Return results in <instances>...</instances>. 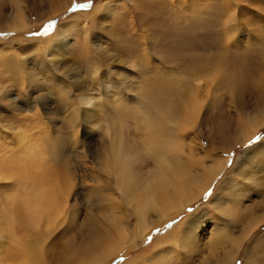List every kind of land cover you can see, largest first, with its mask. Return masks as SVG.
I'll return each mask as SVG.
<instances>
[{"label": "rangeland", "instance_id": "1", "mask_svg": "<svg viewBox=\"0 0 264 264\" xmlns=\"http://www.w3.org/2000/svg\"><path fill=\"white\" fill-rule=\"evenodd\" d=\"M18 7L30 24L29 31L9 30ZM106 10L108 20L101 23ZM84 18L87 19V35L81 28ZM69 21L78 26L67 33L68 53L52 57L46 47L59 27ZM51 22L55 23L45 34ZM84 44L94 60L89 56L88 61H84L77 56ZM94 64H100L102 74L110 78H100L93 85L87 75ZM64 72L67 77L72 76L66 81V87L72 86L76 92L79 85L87 86L94 98L90 106L80 104V113L84 114L89 108L94 112L93 122L87 123L85 116L79 119L81 124L79 122L75 133L81 134L74 135V131L67 129L68 111L57 94L65 95L50 83L52 74L61 77ZM152 73L160 79L173 80V91L178 89L172 97L176 104L199 91L205 114H201L199 126L190 134L205 152L227 157V166L198 201L147 233L136 245L126 241V250L108 263L198 264L209 252L214 255V247L210 245L213 236L226 232V217L220 209L224 201L232 203L236 215L228 229L230 237L232 241L240 240V252L233 264H256L254 260L264 263V127L244 145L225 147L226 137L237 136L244 120L257 115L263 107L257 88L264 78V0H0V158L9 161L21 154L14 136L20 129L29 140L38 142L35 151L45 154L55 148V141H49L47 133L64 132L68 136L66 159L75 161L76 157L86 155L83 161L92 167V152L110 140L112 124L108 123V117L111 121L117 120V131H125L130 125L134 132L136 126L139 127L136 111L128 116L112 107L121 106L120 99L133 100L136 89L149 85L147 79L153 77ZM28 76L36 78L31 85ZM237 89L243 91L242 94ZM182 91L184 96L178 98ZM76 94L74 103L80 98ZM144 99L139 95L135 100L146 102ZM228 143L232 145L231 141ZM80 146H86V154L82 155ZM249 152L255 155L251 154L246 160ZM244 158L247 164L242 167ZM46 159L49 161L48 157ZM191 167L197 169L193 164ZM2 183L0 181V199L16 192ZM235 184V188L243 189L241 194L233 192ZM93 185L96 184L74 187L71 192L69 203L75 205L76 216L48 241L55 254L63 249L79 252L88 242L90 210L94 217L104 221L110 215L134 218L131 209L114 199L112 192H102L98 199L92 198ZM251 217L262 218L261 224L243 238ZM202 219L203 226L195 242L183 247L180 233L186 231L191 222H202ZM132 224L134 226L136 220ZM10 226L14 227L13 222ZM16 234L18 240L26 237L21 226L17 227ZM1 242L0 264L7 261L14 247L20 252L23 250L19 241L9 237L5 236ZM228 242L225 247L230 246ZM161 250H165L164 253ZM221 251L218 249L215 254L221 257Z\"/></svg>", "mask_w": 264, "mask_h": 264}, {"label": "bare ground", "instance_id": "2", "mask_svg": "<svg viewBox=\"0 0 264 264\" xmlns=\"http://www.w3.org/2000/svg\"><path fill=\"white\" fill-rule=\"evenodd\" d=\"M107 10L101 23L108 20ZM89 15H86L85 18ZM85 18L81 28L87 35V24H85L87 19ZM77 26V23L69 21L59 27L55 37L46 47L52 57H56L58 53L62 55L64 52L68 53L65 42L67 33ZM29 29H31L30 24L27 23L24 12L18 7L9 30L19 33L29 31ZM86 44L88 43L86 42ZM86 44L81 46V52L77 55L84 58V61H88L87 57H92L91 50L85 48ZM92 59L94 60L95 57ZM99 65L94 64L92 71L90 70L87 75L92 79L93 85L100 78L103 80L110 78V76L106 77L102 74L104 71L101 72ZM147 69H150L149 65H147ZM152 74L153 77L147 79L150 81H147L149 85L136 89L133 100L120 99L122 105L117 104L112 107V110L127 113L128 116L133 115L136 111V123L139 124V127L136 126L134 132L130 125H128L129 128H125V131H117V120L111 121L108 117V123L112 124L110 140L107 145L102 143L92 152L94 158L92 167L83 161L87 159L86 155L76 157L75 161L66 159L68 136L64 132H59L57 135L47 133V139L55 141V148L46 154L35 151L38 142L29 140L21 129L15 133V146L20 149L21 154L16 159L9 161L0 158V181L3 182L2 184L10 185L16 191L14 194L0 199V248L1 241L6 236L14 241H19L23 250L20 252L13 246L14 249L10 250L7 255V261L1 264H107L111 258L122 253L126 241L128 244L136 245L137 241L142 240L147 233L160 227L174 215L183 212L188 205L198 201L204 192L213 185L216 178L224 172L228 158H220L216 152H205L204 147L198 144L190 134L195 127L199 126L198 119L201 114H205L204 102L200 101L199 91L190 94V98H185V101L184 99L178 100L180 104H176L172 97L176 96L175 93L178 89L173 91V85H175L173 80L160 79L157 74ZM73 76L75 79V75ZM28 77L30 85L33 84L36 80L35 76ZM50 77L52 88L59 89L58 91L65 95L57 94L68 111L67 129L75 133L80 120L84 119L83 116L86 117L84 120L87 123L93 122L94 112L89 107L83 112L84 114L80 113V104L92 105L94 98L89 94L90 89L87 86L79 85L75 92L72 90V86L66 87V81L69 78L72 79V76L67 77L65 72L61 77L56 73ZM257 90L259 91L260 104L263 103V107L259 109L257 115L244 120L242 130L237 136L226 137L225 147L230 148L236 144L244 145L260 128L264 127V78L259 81ZM184 92H180L177 97H181ZM237 92L242 94L243 91L237 89ZM76 93L80 98L78 102L74 103ZM139 95L144 96L146 102H137L135 99ZM121 113L119 116L122 115ZM74 135L72 134V136ZM230 141L232 145L228 143ZM79 148L82 149V152L78 150V154L81 152L83 155L88 151H85L86 146ZM253 153L249 152L246 160L250 159ZM47 157L49 161H47ZM192 164L195 169L197 168L196 170L191 167ZM246 164L244 158L240 166L243 167ZM89 183L96 184L90 190L92 198L97 197L98 199L102 192H110V194L112 192L111 195L114 199L117 198L131 209L134 218L127 219L122 215H118V217L110 215V218L108 217L104 221L99 217H94V213L90 210V222L87 223L88 242L80 251L78 250L79 252L63 249L55 254L53 250H50L48 241L76 216V207L69 203V196L74 187L86 188L89 187ZM236 186V184L233 185V192H243V189L235 188ZM220 209L223 210V213L221 212L223 217H226L224 222L227 223L225 226L228 228L226 227V232L222 235L215 234L210 241V245L214 247V255H212L213 252H209L205 258H202L199 263L197 262L198 264H233L240 252V240L233 238L234 241H232L228 230L236 220L232 203L224 201L221 203ZM261 219L259 217L248 219L249 224L246 226L243 238H247L250 235L249 232L260 226ZM132 220H136L134 226ZM203 220L202 222H191L188 229L180 233L183 247L187 248L195 242L203 226ZM11 222L14 227L10 226ZM18 226L25 230L26 237L24 239L18 240L16 237ZM228 241L230 246L225 247L224 245ZM135 247L137 246H133V248ZM215 248L222 250L221 257H219V253L215 254ZM161 251L164 253L165 250ZM252 259L251 261H253ZM12 261H17V263ZM254 262L264 264L262 261L254 260Z\"/></svg>", "mask_w": 264, "mask_h": 264}, {"label": "snow or ice", "instance_id": "3", "mask_svg": "<svg viewBox=\"0 0 264 264\" xmlns=\"http://www.w3.org/2000/svg\"><path fill=\"white\" fill-rule=\"evenodd\" d=\"M81 7H83V5H81ZM54 23H55V22H51V23H49V24L46 26L45 34L47 33V30H49V29L52 28V26H53Z\"/></svg>", "mask_w": 264, "mask_h": 264}]
</instances>
